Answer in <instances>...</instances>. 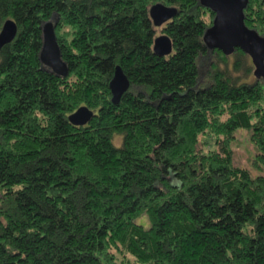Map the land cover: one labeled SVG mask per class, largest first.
Here are the masks:
<instances>
[{
    "label": "trees",
    "instance_id": "trees-1",
    "mask_svg": "<svg viewBox=\"0 0 264 264\" xmlns=\"http://www.w3.org/2000/svg\"><path fill=\"white\" fill-rule=\"evenodd\" d=\"M155 3L176 9L159 29ZM243 13L264 37V0ZM52 17L67 76L39 59ZM213 18L200 0H0V30L16 24L0 49V264H264V78L204 43ZM80 106L93 116L74 125ZM238 129L256 174L234 162Z\"/></svg>",
    "mask_w": 264,
    "mask_h": 264
},
{
    "label": "water",
    "instance_id": "water-1",
    "mask_svg": "<svg viewBox=\"0 0 264 264\" xmlns=\"http://www.w3.org/2000/svg\"><path fill=\"white\" fill-rule=\"evenodd\" d=\"M200 2L214 12L212 24L203 34L204 43L209 48L218 49L224 54H230L237 47L242 49L250 56L253 75L264 78V37L247 27L244 22L243 12L248 0H200ZM149 14L154 26L160 27L176 15V9L155 3L151 5ZM54 28L53 17L42 24L39 59L53 73L67 76L68 66L61 56ZM15 34V22L11 19L4 21L0 30V49L12 41ZM153 51L159 56H166L172 52V42L168 35L163 33L156 35ZM128 87L127 76L120 66H116L109 82L111 101L117 104ZM92 116L91 109L80 106L68 115V120L74 125H84Z\"/></svg>",
    "mask_w": 264,
    "mask_h": 264
},
{
    "label": "rangeland",
    "instance_id": "rangeland-1",
    "mask_svg": "<svg viewBox=\"0 0 264 264\" xmlns=\"http://www.w3.org/2000/svg\"><path fill=\"white\" fill-rule=\"evenodd\" d=\"M160 27H158L157 29H159ZM158 35V33H157ZM253 70V67H252ZM253 77V75H252ZM252 77H250V80H252ZM236 141L233 144L232 148L234 150V162L238 165H242V166H246L247 168H249L254 174L260 172L258 169H253L250 167L251 163H252V158L253 155L255 154V150L253 148V145L251 144V142L249 141V133L248 131L244 130V129H238L236 131ZM120 137L117 136L114 138V142L116 144L120 143ZM139 221H141L144 224H148L147 218L146 216H142L138 219Z\"/></svg>",
    "mask_w": 264,
    "mask_h": 264
}]
</instances>
